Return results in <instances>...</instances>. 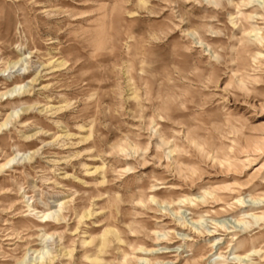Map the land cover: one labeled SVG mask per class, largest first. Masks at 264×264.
<instances>
[{
    "label": "rangeland",
    "instance_id": "obj_1",
    "mask_svg": "<svg viewBox=\"0 0 264 264\" xmlns=\"http://www.w3.org/2000/svg\"><path fill=\"white\" fill-rule=\"evenodd\" d=\"M0 264H264V0H0Z\"/></svg>",
    "mask_w": 264,
    "mask_h": 264
},
{
    "label": "bare ground",
    "instance_id": "obj_2",
    "mask_svg": "<svg viewBox=\"0 0 264 264\" xmlns=\"http://www.w3.org/2000/svg\"><path fill=\"white\" fill-rule=\"evenodd\" d=\"M14 161V159L12 161H10L9 163H12ZM238 259V258H237Z\"/></svg>",
    "mask_w": 264,
    "mask_h": 264
}]
</instances>
